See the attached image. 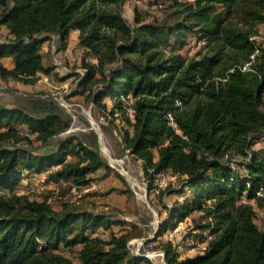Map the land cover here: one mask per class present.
Returning a JSON list of instances; mask_svg holds the SVG:
<instances>
[{"label":"trees","instance_id":"trees-1","mask_svg":"<svg viewBox=\"0 0 264 264\" xmlns=\"http://www.w3.org/2000/svg\"><path fill=\"white\" fill-rule=\"evenodd\" d=\"M126 1L0 0V78L33 83L50 74L41 46L57 38L63 49L78 30L80 46L98 61H82L80 86L131 127L124 140L151 182L165 170L179 179L170 190L183 197L154 240L202 213L194 229L207 240L204 252L181 257L168 240L161 243L166 264H264V229L252 203L264 207V147L254 148L264 141V44L253 38L264 0H154L167 4L168 17L147 20L136 9L134 24L123 13ZM191 38L202 44L188 54ZM69 126L53 101L31 110L0 103V264H77L63 248L78 245L82 264H153L129 254V232L112 230L123 220L15 193L25 177L52 167L48 181L77 188L110 169L98 145L76 136L52 151L24 145L31 134L46 142ZM107 230L109 238L97 235Z\"/></svg>","mask_w":264,"mask_h":264},{"label":"rangeland","instance_id":"rangeland-1","mask_svg":"<svg viewBox=\"0 0 264 264\" xmlns=\"http://www.w3.org/2000/svg\"><path fill=\"white\" fill-rule=\"evenodd\" d=\"M166 5L154 0H127L123 13L131 24L135 23L136 9L147 20H162L168 17V12L164 10ZM253 38L264 44V22L256 26ZM201 44L202 41L191 38L184 47V52L193 54ZM40 50L45 54V63L52 68V72L39 73L33 83L0 78V103L31 110L42 101H53L59 106L63 119L70 122V126L46 142L38 139L36 134H31V144L26 142L25 147L36 152L52 151L58 147L60 140L76 136L90 147L98 145L110 169H99L91 175L93 180L89 184L75 188L67 180L59 183L48 181L47 174L56 168L52 167L41 174L25 177L16 187L15 193L30 200H47L57 210L69 204L91 211H104L123 220V225H113L112 230L117 233L129 232L132 235L129 254L147 257L153 264H166L161 243L168 240L177 247L181 257L204 252L207 240H201L198 237L200 231L194 229L201 220L200 211L192 212L175 224V227L169 228L165 235L154 240L158 226L167 216L168 208L183 197L170 190L179 186V179L172 171L165 170L156 174L151 182L145 174L143 162L130 154L124 140V131L131 127L122 119H115V116L98 107L89 90L80 86L81 75L87 72L82 61L85 59L93 64L98 61L80 46L79 31L74 30L71 33L63 49L56 38L45 42ZM2 62L12 67L10 58H4ZM103 102L111 106L113 100L106 97ZM22 132L28 133L25 128ZM260 147H264V141L254 146ZM233 155L240 158L237 154ZM74 159L68 157V160ZM252 203L256 209L255 221L264 229V207L254 201ZM97 235L110 237L109 230L98 231ZM80 247L63 248V252L77 264H82L78 252Z\"/></svg>","mask_w":264,"mask_h":264},{"label":"built area","instance_id":"built-area-1","mask_svg":"<svg viewBox=\"0 0 264 264\" xmlns=\"http://www.w3.org/2000/svg\"><path fill=\"white\" fill-rule=\"evenodd\" d=\"M75 188H77L76 186H75ZM260 193V195L262 194L261 192H259ZM181 227V226H180Z\"/></svg>","mask_w":264,"mask_h":264}]
</instances>
